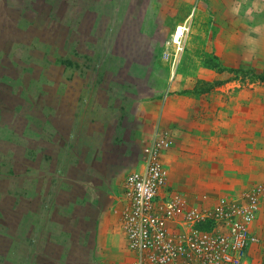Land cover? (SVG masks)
<instances>
[{
    "label": "crops",
    "instance_id": "1",
    "mask_svg": "<svg viewBox=\"0 0 264 264\" xmlns=\"http://www.w3.org/2000/svg\"><path fill=\"white\" fill-rule=\"evenodd\" d=\"M99 5L88 20L83 0H0V264H131L119 197L155 130L174 140L166 183L191 203L259 178V89L199 82L227 73L209 59L264 72V0L198 2L174 72L147 50L152 18Z\"/></svg>",
    "mask_w": 264,
    "mask_h": 264
},
{
    "label": "built area",
    "instance_id": "2",
    "mask_svg": "<svg viewBox=\"0 0 264 264\" xmlns=\"http://www.w3.org/2000/svg\"><path fill=\"white\" fill-rule=\"evenodd\" d=\"M178 27L172 49L163 53L172 67L189 31L186 22ZM173 142L169 132L155 130L122 183L117 211L132 264H244L250 245L258 241L253 224L262 188L209 205L189 202L166 183L161 156Z\"/></svg>",
    "mask_w": 264,
    "mask_h": 264
},
{
    "label": "rangeland",
    "instance_id": "3",
    "mask_svg": "<svg viewBox=\"0 0 264 264\" xmlns=\"http://www.w3.org/2000/svg\"><path fill=\"white\" fill-rule=\"evenodd\" d=\"M202 0H179L178 5H174V9L172 10L173 0H83L85 3V8H88L89 11L85 12L84 17L88 20H91L94 15L91 13L90 8L96 7V4L100 2V8L104 10V14L101 18H116L117 20L124 19H145L152 18L153 27L150 29L148 33V41H147V50L149 53L153 52H162L169 49H172L171 40H175L176 36L179 34L178 26L186 22L189 25V31L184 38V47L181 51L178 60L176 61L177 66L183 63V65L189 63V59H185L186 51L188 50L186 43L188 35H191V27L193 20L196 19V16H192L193 7ZM175 3V1H174ZM172 13L174 17H178V24H173L172 21ZM195 17V18H194ZM198 18V17H197ZM162 23V24H161ZM163 25V26H161ZM124 27H117V43L116 46L118 49H123V47L127 46V44L121 42L123 39L119 37L123 34ZM130 28H127V30ZM135 29V28H133ZM130 31L128 30V33ZM54 34L58 35L59 32L56 31ZM121 39V41H120ZM136 45H139L137 43ZM96 46V45H95ZM101 46V44H100ZM104 49H106L107 44H103ZM101 49V48H99ZM164 53V52H163ZM54 60V59H53ZM148 61H151L149 56ZM206 63H210L218 72L227 73L223 74L221 77H217L213 79V81H205L202 80L199 84H207V83H223L225 81H235L241 85H254V88L259 89V96L261 98V122H260V132L264 134V72L246 68H234V69H226L219 66L218 62L215 59H209L205 61ZM175 64V66H176ZM170 65V63H169ZM170 67H172L170 65ZM173 72H174V66ZM201 88V86H200ZM204 89V87H202ZM6 132V131H4ZM2 133V131H1ZM261 170L259 172V178L256 181L250 182L245 186H223V187H214L211 188L212 191L217 192L216 194H208L210 200L209 204L214 203L219 197L227 196V197H239L243 192H248L254 188L261 187V191L258 197L259 200V208L257 214H264V140H261ZM264 223V220H263ZM206 225H203L205 227ZM259 228V230H258ZM258 232L256 236L258 241L250 245L248 249V259L250 264H264V225L258 227ZM124 237V236H123ZM127 246V245H126ZM126 246L119 253L124 252L127 254L128 251ZM130 251V250H129ZM130 256V255H129ZM132 260L134 257L132 256ZM116 264H129L126 260L117 259ZM133 263V261H132ZM131 263V264H132Z\"/></svg>",
    "mask_w": 264,
    "mask_h": 264
}]
</instances>
